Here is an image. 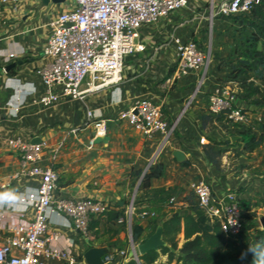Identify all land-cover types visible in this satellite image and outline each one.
<instances>
[{"label": "crops", "instance_id": "crops-1", "mask_svg": "<svg viewBox=\"0 0 264 264\" xmlns=\"http://www.w3.org/2000/svg\"><path fill=\"white\" fill-rule=\"evenodd\" d=\"M223 1L189 0L187 6L175 9L155 22L143 24L139 41L145 44V48L125 55L120 82L88 93L85 99L63 97L51 106H44L38 103L44 85L36 68L50 60L43 56V49L52 31L51 21L66 10L69 3L67 0L62 3L0 0V192H14L20 197L39 186V179L28 175V167L23 165L19 152L9 144L11 138L22 137L30 141L35 138L48 141L42 164L53 165L60 174L56 195L106 199L112 207L126 204L149 163L154 165L162 161L166 166L165 175L152 178L150 187L161 192L146 194L143 188L137 192L139 206L149 207L157 214L137 219L144 226V233L186 207V200L176 206L169 203V198L177 195L181 199L191 193L190 182L198 177L206 178L212 188L214 186L213 190L223 192L224 197L230 192L239 200L264 197V190L252 192L245 189L246 180L258 177H251V173L249 176L231 172L226 178L230 187H224L222 177L225 172L205 152L204 144L213 143L212 139L226 140L236 135L241 127L246 128L217 118L206 124L199 119L198 112L208 113L209 97L221 86L217 77L222 78L229 68L216 69V75L209 74L204 83H201L197 71L172 83L167 81L178 60V43L194 38L206 49L211 29L216 35L220 33L217 37L229 35L233 28L230 24L232 17L216 18L212 25L210 22L211 9H216ZM142 97L162 103L167 119H179L176 131L165 144L162 133L146 135L121 116ZM190 99L192 102L185 109ZM238 104L257 115V105L240 98ZM88 108L105 120L104 137H108L101 142H94L96 129L88 121ZM223 123L226 127L222 126ZM224 145H215V150L222 151ZM225 147L238 148L239 164L264 163V155L261 158L255 156L259 148L264 150V145L251 152L243 151L240 145ZM175 150H182L189 163L179 162ZM256 183L252 180L250 185ZM261 187L264 188V184ZM15 209L23 212L25 219L34 215V207L20 199ZM48 219V233H58V238L50 243L51 248L69 251V255H42V264H89L85 252L91 246L106 247L107 252L126 247L127 225L117 219L109 221L107 214L94 218L99 219V223L93 230L98 236L93 241L81 235L68 216L50 212ZM8 234L7 229H0V244ZM183 241L182 233L180 245ZM14 252L20 253L17 249ZM120 255L106 264L126 263L128 259Z\"/></svg>", "mask_w": 264, "mask_h": 264}, {"label": "built area", "instance_id": "built-area-1", "mask_svg": "<svg viewBox=\"0 0 264 264\" xmlns=\"http://www.w3.org/2000/svg\"><path fill=\"white\" fill-rule=\"evenodd\" d=\"M1 1L16 3L19 0ZM188 1L71 0L68 8L51 21L52 31L43 49V56L50 60L36 68V73L44 85L38 103L51 106L63 97L85 99L88 93L120 82L125 55L145 48V44L139 41L142 25L155 22L171 11L187 6ZM258 1H223L216 9H211V25L216 18L249 13ZM208 47L210 46L203 49L194 38H189L182 44L178 43V60L167 81L172 83L192 71H197L200 73L201 83H204L212 61L211 47ZM238 99L237 93L229 86L221 85L209 97L208 112L223 115L232 124L250 127V109L239 105ZM191 102L192 99L188 100L185 109ZM121 116L146 135L162 133L164 144L176 131L179 122L178 118L174 121L167 119L164 116L163 104L147 97L136 99L131 108ZM87 117L88 121L94 124L97 135L105 136L107 127L105 120L100 118L101 115L88 108ZM9 144L19 152L23 165L28 167V175L39 179V186L19 197L20 201L34 207L31 219H25L24 213L17 212L15 205L0 207V229L9 231L5 241L0 244V264H42V255L68 256L69 251L50 246V243L58 238V233H48V214L56 212L70 217L80 234L89 239L91 221L106 215L112 208L111 203L106 199L89 196L75 198L56 195L60 174L53 165L42 164L43 153L49 147L47 140L33 142L22 137H13ZM151 165L152 162L147 165L144 173ZM144 173L136 191L126 201L124 213L117 218L119 223L127 225L131 236L134 220L157 216L154 210L140 207L138 203L137 192ZM190 191L210 221L219 222L227 235H236L242 231V210L234 193L218 197L204 177L190 182ZM180 202H185V199H179L177 195L169 198L171 205ZM131 245L132 248H138L134 240ZM15 249L20 253H15ZM117 254L131 258L129 251L121 249L107 252L104 255L105 263L114 260ZM134 259L141 264L139 255ZM73 261L74 259H71V262Z\"/></svg>", "mask_w": 264, "mask_h": 264}, {"label": "trees", "instance_id": "trees-1", "mask_svg": "<svg viewBox=\"0 0 264 264\" xmlns=\"http://www.w3.org/2000/svg\"><path fill=\"white\" fill-rule=\"evenodd\" d=\"M242 23L245 28H252L251 35L248 36L246 43L238 47L236 62L226 64L224 67L231 70V76L240 79L241 75H252L254 79L264 81V0H259L254 8L247 14H237L232 16ZM241 50H240V49ZM225 62H228L225 60ZM219 69H224L221 61L218 62ZM260 87L251 90L252 93H259ZM254 91V92H253ZM244 100L250 97L247 92ZM258 105L257 103H253ZM244 109H249L243 106ZM264 110V107H262ZM199 119L203 124L209 120L217 118L225 121L223 115H213L211 113L198 112ZM238 135L240 136L235 142L231 140L212 139L213 143L204 144L206 154L215 162L214 157L221 150H215L217 144H239L243 151L251 152L257 147L264 144V129L255 132L251 127L240 128ZM185 160L182 164H188ZM166 166L160 161L151 165L144 173L139 189L143 188L144 193L149 192L159 194L161 190L151 189V180L154 177H162L165 175ZM191 195L194 197L193 193ZM240 206L244 227L242 231L236 235H227L221 228L219 222L210 223V219L205 212L198 206L195 199L186 197V207L182 210L174 212L170 217L162 221L164 228V239L167 244L159 250H152L143 255H139L141 264H251L253 254L248 252L244 260L240 259L241 253L245 252L249 245L260 243V248L264 249V228L256 221L254 217V208L258 204L241 198ZM125 211V204L118 207H112L107 213L109 221H115ZM253 213V215H252ZM99 219H93L90 223L89 239L93 241L97 238L96 232L93 231L98 225ZM154 226L156 230L157 226ZM144 226L136 220L132 224V235L135 243L140 242L144 234ZM151 233V234H152ZM184 234V241L180 245L181 234ZM150 234V235H151ZM95 235V236H94ZM149 235V236H150ZM145 240V239H144ZM160 253L168 255L167 263L158 262ZM124 264H139L134 258H130Z\"/></svg>", "mask_w": 264, "mask_h": 264}, {"label": "rangeland", "instance_id": "rangeland-1", "mask_svg": "<svg viewBox=\"0 0 264 264\" xmlns=\"http://www.w3.org/2000/svg\"><path fill=\"white\" fill-rule=\"evenodd\" d=\"M69 2H71V0H67V3H69ZM240 22L235 18H232L230 20V24L232 25L233 28L231 30H229L231 32L229 33V35H227V37H223V36L221 38L217 37V35H219L220 33L216 35V33L214 32L213 29L210 30V33L207 36V39H208L207 46H210L211 51H212V56H211L212 61H211V64L209 66V74L210 75H212V76L216 75V69H219L218 62L221 61V65L223 66V68L226 67L225 66L226 64H229L231 62L232 63L236 62L235 59L237 56L238 47H241V46H243V44L246 43L248 36H250L251 32H252V28L246 29L245 26H243L242 23H240ZM221 33H224V32L221 31ZM210 47H208V48H210ZM225 60H227L228 62H225ZM229 70L227 69V73H225L222 78L217 77V80L220 82V84L222 86H224V85L229 86V88L232 91L237 93V95L240 99H244L243 97L246 96V94H249L247 92H250V94H251V92H252L251 90H254L257 87L261 88L259 93H252L250 95L249 99L247 100V102H249V103H257L258 104L257 108L259 110L256 112L257 115H252L253 112L250 111V115H251L250 127L251 128L253 127L252 129L258 133V132H260L261 128L264 129V110L262 109V107H264V81L254 79L252 75H250V76L249 75H241L240 79L238 80V79H235L233 76H231V70L230 71ZM223 120L226 121L225 118ZM234 125H236V124H234ZM222 126L226 127L224 123L222 124ZM236 135H238V133ZM227 139L231 140V137H228ZM231 142H232V140H231ZM237 145H239V144H230V145L225 144L223 146V150L220 151V153L214 157L215 164L219 167L220 170H223L225 172V176L222 178H223V182L225 183L226 186H224V185L223 186L227 187V188L230 187V184L226 178L231 176V172H235V174L236 173H242V174L245 173L247 175H249V173H251V177H253L254 175L255 176L258 175V177H254V178L246 180L244 182V185L246 186L245 189L249 188L250 191H252V192L264 190V188L261 187V185L264 184V163L260 162V163L254 164V165H249L248 163L243 162L242 164H239V160H238L239 153L237 151L238 148L236 147V149H232V148L229 149L228 147H225V146H237ZM229 150H231V151L228 152ZM263 155H264L263 148H259L257 150V153L255 156H258L259 158H261ZM248 156L252 157L253 155H248ZM252 167H253V170H251ZM256 167H257V170L254 169ZM252 180L257 181V183L255 185H250V182ZM217 183H219V181ZM213 188H214V186H213ZM215 192L217 193L216 195L218 197H224L223 192L219 191L218 189L215 190ZM255 192H254V196H256V194H257ZM245 193H248L247 190L245 191ZM186 197L194 199V197L191 195V193H188L184 197L185 200H186ZM252 202L258 204V206L254 208V210H255L254 217H255L256 221H258L260 223V217L264 215V197H261V196L260 197H253ZM176 206H181V205L177 204ZM252 215H253V213H252ZM210 223L214 224L211 221H210ZM260 225H261V223H260ZM261 227H262V225H261ZM153 230H154V227L147 230L143 234L142 238L140 239V242H138L137 244L141 243L142 241H144V239L148 238ZM132 240H133V235L131 236L130 231H128L126 228V247H125L126 251L130 252V250L132 248V245H131ZM137 250H138V248H137ZM120 256H122V255H120ZM127 259L129 260V257H127ZM167 260H168V255L160 253V257H159L158 262L167 263ZM173 264H175V263H173ZM242 264H246V263L242 262Z\"/></svg>", "mask_w": 264, "mask_h": 264}, {"label": "water", "instance_id": "water-1", "mask_svg": "<svg viewBox=\"0 0 264 264\" xmlns=\"http://www.w3.org/2000/svg\"><path fill=\"white\" fill-rule=\"evenodd\" d=\"M46 2H49L50 0H45ZM55 3H62L66 0H51ZM14 65V64H13ZM12 65V66H13ZM93 136H95L94 142H101L105 140L107 137L104 136H98L97 132H93ZM240 136L239 135H232L231 139L233 142H235ZM40 138H35L33 142H40ZM174 155L177 158L179 162L185 161V153L182 150H175ZM229 201V199H227ZM123 202H120L122 204ZM260 223L262 225V228H264V215L260 217ZM167 244L166 240L164 239V228L162 224H159L156 228V230L144 241L138 244V250L135 248H132L129 252V256L131 258H135L138 255H143L149 251L152 250H159L162 246H165ZM107 253L106 247H100V246H91L86 252H85V258L89 264H106L104 261V255Z\"/></svg>", "mask_w": 264, "mask_h": 264}, {"label": "clouds", "instance_id": "clouds-1", "mask_svg": "<svg viewBox=\"0 0 264 264\" xmlns=\"http://www.w3.org/2000/svg\"><path fill=\"white\" fill-rule=\"evenodd\" d=\"M19 202V197L14 192H0V207L12 206ZM248 252L253 254L251 264H264V249L260 248V243L249 245L248 249L241 253L240 259L244 260Z\"/></svg>", "mask_w": 264, "mask_h": 264}]
</instances>
